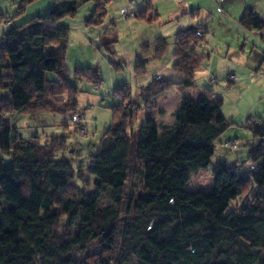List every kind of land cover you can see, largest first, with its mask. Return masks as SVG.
<instances>
[{
    "label": "trees",
    "instance_id": "1",
    "mask_svg": "<svg viewBox=\"0 0 264 264\" xmlns=\"http://www.w3.org/2000/svg\"><path fill=\"white\" fill-rule=\"evenodd\" d=\"M39 1L21 0L12 19L0 14V26L14 23L0 29V264H264V127L248 128L255 142L250 167L219 163L211 192L186 191L192 177L208 169L229 127L223 99L210 91L196 102L183 98L175 127L160 134L150 99L144 123L133 131L139 110L133 90L118 88L113 122L86 168L58 159L67 149L55 138L45 146L22 138L11 123L18 114L83 115L65 66L69 30L58 24L93 2L87 26H97L112 0H55L45 16L24 20ZM143 3L138 20L148 19L154 0ZM240 22L264 30V17L252 10ZM203 26L175 34L172 70L183 81H153L146 88L151 98L195 86L206 60L198 53ZM117 43L116 34L101 38L108 52ZM156 47L161 61L167 40L158 39ZM147 68L137 57L135 75L145 76ZM75 79L100 85L91 69H77Z\"/></svg>",
    "mask_w": 264,
    "mask_h": 264
},
{
    "label": "rangeland",
    "instance_id": "2",
    "mask_svg": "<svg viewBox=\"0 0 264 264\" xmlns=\"http://www.w3.org/2000/svg\"><path fill=\"white\" fill-rule=\"evenodd\" d=\"M226 1L224 5L212 0H188L187 3L180 0H154L148 19L138 20L134 16L145 10L143 0H112L109 4H104L106 15L102 22L94 27H88L87 24L95 12V4L90 2L80 5L74 17H67L58 25L69 30L65 41V66L72 85L79 90V96L83 98L81 103H86L83 108L86 115L83 112V115L75 114L65 118L45 113L33 118L18 114L12 118L11 123L18 128L22 138H34L36 144L39 142L45 146L49 141L47 138H55L61 148L64 149L65 146L67 149L66 154L58 155V159L68 160L67 163L72 164L75 169L88 167L90 155L99 151V138L113 122L112 108L119 105V100L114 96L115 91L126 85L132 88L135 108L139 109L132 129L137 131L145 121V97L137 95L136 86L160 71L165 79L174 83L181 82L183 77L172 70L174 36L178 31L191 27L190 25H204L207 34L198 53L204 55L206 60L198 71L205 69L208 76L201 78L197 74L193 88L170 92L169 103L165 109L166 116L162 120L167 130L173 129L176 125L175 115L182 99L190 98L196 102L206 90L223 99L222 114L229 127L215 143V155L208 169L193 176L186 187L188 192H211L214 186L213 169L219 163L226 162L228 166L233 167H250L248 153L255 142L248 128L251 125L264 127V30H248L240 24L247 8L252 9L257 19L264 17V0ZM132 2L135 3L134 7ZM54 3L55 0L39 1L28 9L24 20L33 16H45ZM20 5L21 0H0V14L12 19ZM121 9H129V16L123 17ZM222 9L225 14L220 12ZM13 25V22L5 21L0 29L3 33ZM109 34H116L118 40L110 52L101 48L102 36ZM160 38L166 39L168 44L166 55L161 61L155 59L156 42ZM139 56L148 65V73L141 77L135 75ZM77 69L97 71L100 85L75 79ZM232 75L235 76L233 80L230 79ZM162 77L156 75L154 81H161ZM140 93L139 89L138 94ZM85 96L88 97L86 100ZM92 96L103 101L100 99L97 102L95 99L93 102L90 99ZM79 108L82 109L81 106ZM74 116L79 117L75 122ZM155 118L159 132L163 134V129L159 127L161 116L156 114ZM229 140L235 141V148L225 147ZM7 164H10L9 160ZM86 177L88 180H94L92 176ZM237 204L238 202L234 201L230 210Z\"/></svg>",
    "mask_w": 264,
    "mask_h": 264
},
{
    "label": "crops",
    "instance_id": "3",
    "mask_svg": "<svg viewBox=\"0 0 264 264\" xmlns=\"http://www.w3.org/2000/svg\"><path fill=\"white\" fill-rule=\"evenodd\" d=\"M187 2H188V0H187ZM187 2H185V3H187ZM226 0L224 1V5H226ZM190 9L192 10L193 9V7H190ZM248 9V8H247ZM194 10V9H193ZM249 10H252V9H249ZM188 11H190V10H188ZM180 12H181V10H180ZM192 12V11H191ZM221 13H224V11H223V9H222V11H220ZM182 14V12L180 13V15ZM225 14V13H224ZM223 15V14H222ZM192 17H194V15L192 14ZM261 18H263V17H261ZM260 18V19H261ZM240 24H241V22H240ZM242 25V24H241ZM191 27H189V28H198V27H200V26H198V27H192V25H190ZM202 26V25H201ZM244 28H246L244 25H242ZM188 29V28H187ZM246 29H248V28H246ZM205 30H206V32H207V29H206V27H205ZM249 30V29H248ZM147 67H148V65H147ZM166 67H164V69H165ZM147 73H148V70H147ZM199 75L201 78L202 77H204V76H208L207 75V72H206V70L205 69H202L201 68V70L200 71H197L196 72V75ZM156 75H160L161 77H162V74H161V71L160 72H157V73H155L154 75H152L151 76V78L150 79H147V80H145V81H142V82H140L136 87H137V95H141L142 97H145V99H144V105H143V109H144V113H145V115L148 113L147 111H148V108H150L151 107V105L149 104V102H147V100L148 99H150V101L153 103V105H155V108L153 109V117H154V119H155V121L157 122V119L155 118V115L156 114H159L160 116H161V118L159 119V124H160V126L159 127H161L162 129H163V131H164V133L166 132V131H168L166 128H167V126H164L163 125V118L166 116V111H165V109H166V106H167V104L169 103V96H168V94L170 93V92H172V91H174V90H172V91H170V92H166V93H163V94H161V95H159V96H156V97H153V98H151L149 95H150V93L149 92H147V86L149 85V84H151L153 81H154V79H155V76ZM164 80H166V81H170V80H168V79H165L164 77H162ZM183 81V80H182ZM181 81V82H182ZM170 82H174V81H170ZM181 82H177V83H181ZM139 89H140V91H141V93L140 94H138V92H139ZM179 91H181V90H179ZM96 92V91H95ZM182 92V91H181ZM145 93H146V95H145ZM86 98H88L87 96H85V100H86ZM177 98L179 99V96H177ZM198 98H200V97H198ZM90 99H92V101L94 102V100L96 99L97 100V102L101 99V98H93V96L92 97H90ZM84 100V101H85ZM134 100V99H133ZM175 100L176 99H174V102H175ZM83 101V98H82V96L80 95L79 96V98H78V104H79V106H81L82 107V111H84V113H85V115H86V110H84L83 108H84V106L86 105V103H81ZM101 101H103V99H101ZM135 102V101H134ZM158 103L160 104V105H158ZM89 104V103H88ZM137 104V106L138 107H140L139 106V104L138 103H136ZM147 105V106H146ZM179 109H180V106L178 107ZM179 109H178V111H179ZM177 111V112H178ZM157 125H158V123H157ZM106 133V132H105ZM105 133L102 135V137L101 138H99L100 140H102L103 139V136L105 135ZM161 134V133H160ZM98 148H99V146H98Z\"/></svg>",
    "mask_w": 264,
    "mask_h": 264
},
{
    "label": "built area",
    "instance_id": "4",
    "mask_svg": "<svg viewBox=\"0 0 264 264\" xmlns=\"http://www.w3.org/2000/svg\"><path fill=\"white\" fill-rule=\"evenodd\" d=\"M181 1H186V0H181ZM212 1H214V2H216V3H221V2H223V0H212ZM134 2H132L131 3V5L134 7ZM129 12H130V10L129 9H123L122 11H121V13L123 14V15H128L129 16ZM203 35V32L202 31H200V32H198L197 33V36L198 37H201ZM235 78V76L234 75H232L231 77H230V79L231 80H233ZM160 79V77L158 76L157 77V80H159ZM79 119V117H73V121L75 122V121H77ZM80 120H81V117H80ZM79 120V121H80ZM81 122V121H80ZM225 147L226 148H235L236 147V145H235V143L233 142V141H229L226 145H225ZM251 169L253 170L254 169V167H251Z\"/></svg>",
    "mask_w": 264,
    "mask_h": 264
}]
</instances>
